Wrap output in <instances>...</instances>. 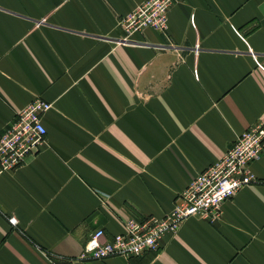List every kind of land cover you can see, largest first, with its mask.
Here are the masks:
<instances>
[{
	"label": "crops",
	"instance_id": "1",
	"mask_svg": "<svg viewBox=\"0 0 264 264\" xmlns=\"http://www.w3.org/2000/svg\"><path fill=\"white\" fill-rule=\"evenodd\" d=\"M142 1L0 0V133L32 100L51 105L38 152L0 173V264H264V149L254 182L210 218L180 220L138 256L81 258L95 229L111 240L124 219L162 220L264 127V0H181L165 34L118 44Z\"/></svg>",
	"mask_w": 264,
	"mask_h": 264
},
{
	"label": "built area",
	"instance_id": "2",
	"mask_svg": "<svg viewBox=\"0 0 264 264\" xmlns=\"http://www.w3.org/2000/svg\"><path fill=\"white\" fill-rule=\"evenodd\" d=\"M181 0H144L117 22L123 37L118 44L132 43L130 37L143 29L165 34L166 12ZM194 53L197 47L192 49ZM250 55L253 56L251 52ZM51 105L34 99L15 113L11 123L0 133V173L17 167L28 156L38 152L45 133L40 122ZM264 149V127L256 125L243 131L232 145L175 196L170 211L162 220H148L141 224L124 219L123 233L111 240L103 238L101 229L93 230L86 238L81 258L103 260L109 257L138 256L155 250L157 235L189 216L210 218L217 207L242 186L253 183L249 164L256 161Z\"/></svg>",
	"mask_w": 264,
	"mask_h": 264
}]
</instances>
